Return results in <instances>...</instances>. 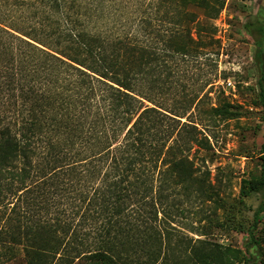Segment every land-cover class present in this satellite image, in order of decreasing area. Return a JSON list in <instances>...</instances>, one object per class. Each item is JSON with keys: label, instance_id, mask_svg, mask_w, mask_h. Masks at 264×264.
Instances as JSON below:
<instances>
[{"label": "trees", "instance_id": "1", "mask_svg": "<svg viewBox=\"0 0 264 264\" xmlns=\"http://www.w3.org/2000/svg\"><path fill=\"white\" fill-rule=\"evenodd\" d=\"M225 5L0 0L5 259L20 245L27 264H264V142L241 190L242 202L259 197L251 225L236 228L243 248L203 238L225 199L200 155L211 142L189 117L217 80L212 70L189 86L183 75L217 64ZM245 28L264 113V18Z\"/></svg>", "mask_w": 264, "mask_h": 264}, {"label": "rangeland", "instance_id": "2", "mask_svg": "<svg viewBox=\"0 0 264 264\" xmlns=\"http://www.w3.org/2000/svg\"><path fill=\"white\" fill-rule=\"evenodd\" d=\"M257 16L264 18V0H226L215 20L219 44L214 46L213 57L217 64L200 59L204 63L192 62L183 75L186 83L192 86L201 82L199 78L203 74L212 70L216 74L217 81L202 95L204 104L194 107L189 118L204 126L199 127L208 136L212 148L201 151L200 155L206 157L212 182L225 199V207L217 211L219 219L212 216V225L207 226L211 228L210 233L203 238L233 248H243L242 234L236 228L245 229L251 225L259 203L258 196L240 201L245 180L259 173L264 142V113L256 104L259 76L256 44L245 28V24L253 22ZM213 107L223 109L217 114L210 111ZM198 108L204 110L199 112ZM205 224H209V220ZM181 229L198 237L189 229ZM1 248L0 264H27L22 246L15 245V254L8 259L2 256ZM234 264L244 262L239 259Z\"/></svg>", "mask_w": 264, "mask_h": 264}]
</instances>
